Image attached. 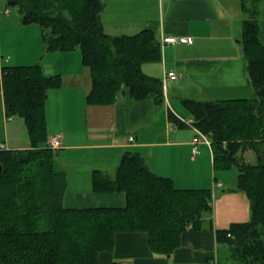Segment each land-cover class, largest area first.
Listing matches in <instances>:
<instances>
[{
  "label": "trees",
  "instance_id": "16d2710c",
  "mask_svg": "<svg viewBox=\"0 0 264 264\" xmlns=\"http://www.w3.org/2000/svg\"><path fill=\"white\" fill-rule=\"evenodd\" d=\"M260 0H239L241 46L253 93L248 98H182L192 125L211 141L213 166L234 167L235 188L250 203V218L215 229L216 244L228 249V264H264V44L258 36ZM16 6L23 24H37L44 50L78 49L89 67L86 104L113 103L120 93L133 100L164 101L161 78L141 70L161 57L155 29L110 35L103 29L102 0H5ZM5 10H7L5 8ZM59 75L45 76L38 62L0 61V90L5 115L23 120L29 147H0V264H99L119 232H145L153 254L170 255L183 230L210 225L211 189L178 188L171 178L151 171L137 152L122 153L112 177L94 169V191H118L120 207L68 208L62 198L65 172L55 170V149L47 145V90ZM251 149L252 162L240 154ZM210 261L207 264H210ZM110 264H124L114 259Z\"/></svg>",
  "mask_w": 264,
  "mask_h": 264
},
{
  "label": "crops",
  "instance_id": "0c3cea01",
  "mask_svg": "<svg viewBox=\"0 0 264 264\" xmlns=\"http://www.w3.org/2000/svg\"><path fill=\"white\" fill-rule=\"evenodd\" d=\"M1 1V0H0ZM101 21L110 35L155 29L161 57L144 61L141 70L162 79L164 101L131 99L120 93L113 103L86 104L91 88L89 67L78 49L44 50L37 24H23L19 13L0 4V57L6 64L38 62L45 76L59 75V85L47 90V133L58 134L53 167L62 170L66 186L62 202L68 208L120 207L118 191H94L91 174L101 170L112 177L124 151L139 153L148 168L171 178L178 188H210L214 199L210 225L182 231L180 245L170 255L153 254L145 232H119L111 252L98 253L99 264L117 259L124 264H219L215 229L250 218L246 194L235 188L234 167L213 166L212 152L204 142L191 157L194 130L182 98L218 100L248 98L253 90L246 72L241 38L239 0H102ZM258 36L264 44V0L258 9ZM165 35L187 36L190 43H164ZM5 52L6 56H3ZM167 71L174 79H163ZM0 147H29L23 120L5 115L0 90Z\"/></svg>",
  "mask_w": 264,
  "mask_h": 264
},
{
  "label": "built area",
  "instance_id": "2783aa9c",
  "mask_svg": "<svg viewBox=\"0 0 264 264\" xmlns=\"http://www.w3.org/2000/svg\"><path fill=\"white\" fill-rule=\"evenodd\" d=\"M191 41H192L191 38H189L187 36H178L177 37V36H173V35H165V36L161 37V44L176 43V42L190 43ZM0 60H1V57H0ZM166 78L174 79L175 73L172 71H167L163 76L164 80ZM191 126L193 127V130H194V136L191 140V157H195L199 154V149L197 147V144L200 142H204L211 151V141L208 138V136L206 134H204L201 130H199L197 127L193 126L192 122H191ZM47 145L52 149L59 148L61 145L59 135L53 134V135L47 136ZM210 264H215V261H212Z\"/></svg>",
  "mask_w": 264,
  "mask_h": 264
},
{
  "label": "rangeland",
  "instance_id": "374dc122",
  "mask_svg": "<svg viewBox=\"0 0 264 264\" xmlns=\"http://www.w3.org/2000/svg\"><path fill=\"white\" fill-rule=\"evenodd\" d=\"M0 4L2 6V9L5 8V0H1ZM7 9L11 12H16L17 8L16 6L9 5L7 6ZM3 56H6L5 52H3ZM209 138V137H208ZM241 158L244 159L245 161L252 162L255 159V153L251 149H246L240 154ZM236 170V169H232ZM237 173V171H236ZM211 205L212 208L214 206V199L211 196ZM215 254H217L218 257V262L219 264H228V249L225 244H218L217 248L215 249Z\"/></svg>",
  "mask_w": 264,
  "mask_h": 264
},
{
  "label": "water",
  "instance_id": "95a60500",
  "mask_svg": "<svg viewBox=\"0 0 264 264\" xmlns=\"http://www.w3.org/2000/svg\"><path fill=\"white\" fill-rule=\"evenodd\" d=\"M0 171H1V166H0Z\"/></svg>",
  "mask_w": 264,
  "mask_h": 264
}]
</instances>
